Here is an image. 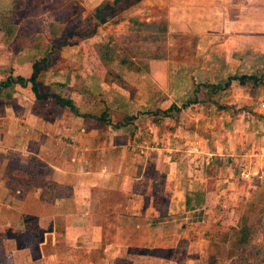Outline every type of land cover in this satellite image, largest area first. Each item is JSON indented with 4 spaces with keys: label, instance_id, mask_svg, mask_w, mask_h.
Wrapping results in <instances>:
<instances>
[{
    "label": "crops",
    "instance_id": "obj_1",
    "mask_svg": "<svg viewBox=\"0 0 264 264\" xmlns=\"http://www.w3.org/2000/svg\"><path fill=\"white\" fill-rule=\"evenodd\" d=\"M61 1L0 0V82L27 80L43 62L39 91L75 109L37 99L30 82L0 95L9 264L35 259L29 215L44 230L43 257L64 264H259L250 258H264V0H145L104 27L95 11L113 0H77L85 10L72 31ZM89 23L92 35L66 38ZM131 33L140 37L130 46ZM38 166L56 188L13 193V178ZM61 247L64 259L53 253Z\"/></svg>",
    "mask_w": 264,
    "mask_h": 264
},
{
    "label": "trees",
    "instance_id": "obj_2",
    "mask_svg": "<svg viewBox=\"0 0 264 264\" xmlns=\"http://www.w3.org/2000/svg\"><path fill=\"white\" fill-rule=\"evenodd\" d=\"M70 2L61 1L60 4H65L64 7H58L56 10H59V19L62 20L67 26L70 28H74L78 22L81 21V17L84 13V7L77 0H69ZM143 0H113L103 3V5L95 11L96 18L101 19L107 16H117L122 12L123 9L140 4ZM69 3V4H67ZM125 3V4H124ZM126 5V6H125ZM60 8V9H59ZM57 17V16H56ZM78 36L80 38L88 36V34L84 33H67L66 38H70L72 36ZM89 35H92L91 33ZM62 46V43L58 45ZM43 62L35 63L34 71L31 78L25 80L22 77L14 78L9 77L5 81L0 82V95L2 94L4 89H7L13 83L19 82L21 84L32 83L33 90L37 95V99H45L52 100L59 107L70 106L73 110L74 105L70 100H66L61 98L56 94L51 93L50 91L47 93H41L39 91L37 77L40 71H42L41 65ZM240 83L245 85L247 82L254 83V85L263 84L260 79L249 76H242L239 78ZM10 163L13 167H18L17 161L13 158H10ZM22 169V166L19 169ZM27 169V166L24 167ZM10 185H15L16 189L13 193H17L19 191L20 196L28 193L29 191H35L39 187H44L53 191L56 188V185L53 183L50 170L45 169L44 167H33L29 170V177L26 180H20L18 178H13V181ZM56 191L54 192V196H56ZM24 219V231L26 234L27 247L32 252L33 257L38 259L41 256V243L43 242V233L44 230L38 224V219L34 216H26ZM253 228H245V240L249 236L251 230ZM9 256L4 251L3 240L0 235V262L1 264H9Z\"/></svg>",
    "mask_w": 264,
    "mask_h": 264
},
{
    "label": "rangeland",
    "instance_id": "obj_3",
    "mask_svg": "<svg viewBox=\"0 0 264 264\" xmlns=\"http://www.w3.org/2000/svg\"><path fill=\"white\" fill-rule=\"evenodd\" d=\"M145 0H143V2H144ZM143 2H141V4L143 3ZM125 4V3H124ZM137 5H139V4H137ZM126 6V5H125ZM136 5H134V6H129V7H127V8H125V9H123L122 10V12L120 13V14H118L117 16H107V17H104V19H105V21L104 22H101V21H99L98 19H96V21H97V25H101V27H104L103 25H106L107 24V22L109 21V19H121L124 15H125V12H127V11H129V10H131L133 7H135ZM135 9V8H134ZM102 19V18H101ZM111 21H113V20H111ZM81 22V21H80ZM80 22H78L77 24H76V26L75 27H77V26H79V25H81V23ZM115 22H116V20H115ZM89 25H91V23H89ZM75 27L73 28H70L71 29V31L72 30H74L75 29ZM93 28V25H91V27H90V29H88L87 31H84V34H88V36H89V34L91 33V34H93V33H95L96 31L94 30V29H92ZM94 28H96V26H94ZM104 32L105 33H107L108 34V31L107 30H104ZM104 33V34H105ZM106 35V34H105ZM88 36H86V37H88ZM140 36L137 34H133V33H131V34H128V35H125V42L127 43V44H129L130 46H131V43L133 42V43H136L137 42V40H138V38H139ZM181 41H182V45H183V43L184 44H186V42H189V41H191V38L190 37H182V39H180ZM190 45V43H188L187 45H185V46H189ZM180 208V207H179ZM154 210H156L157 208L155 207V208H153ZM160 210H158L156 213L158 214V212H159ZM139 212V211H138ZM135 213V212H134ZM154 213H155V211H154ZM140 214V213H139ZM151 213H149V215H150ZM255 214V212H254V210L252 209L251 210V212H250V214H249V216H255L254 215ZM176 216V215H175ZM263 216H264V212H263ZM173 219V220H172ZM171 220H169V222H168V227H170V229H168L169 231H171V232H175V231H177V230H180V228H181V225L186 221V219H183V217H180L179 218V220H177L176 218H172ZM255 219V218H254ZM262 220H264L263 219V217H262ZM254 224V223H253ZM252 224V225H253ZM257 224H259V223H257ZM107 226H108V223L106 224ZM116 225H118V227H122L121 229H122V232H126V230L129 228V226L130 225H128V224H125V222H122V221H118L117 222V224ZM122 225V226H121ZM104 227H105V225H104ZM109 227V226H108ZM127 228V229H126ZM109 229V228H108ZM108 229L106 230L107 232H108V236L110 235L109 234V231H108ZM111 229H112V231L113 230H115V227L113 226V224H112V227H111ZM130 229H131V226H130ZM106 232V233H107ZM106 233H104L105 235L103 236V238L106 236ZM111 240V239H110ZM105 241V240H104ZM87 243H89V241H87ZM60 244V245H59ZM255 244V243H254ZM62 244H61V241H59L58 239H57V246H61ZM66 249H65V247L64 248H55L54 250H53V253H62V252H64ZM64 254L65 255H63V259L67 256L66 255V253L64 252ZM62 255V254H61ZM104 258H105V256H104ZM109 256H106V260H109ZM251 260H252V262H254V263H259V264H261V263H263L264 262V258L261 256V257H257V258H255L256 259V262L253 260V257H251L250 258ZM32 260V259H31ZM59 263V264H64L65 262L62 260V259H60V258H57L56 256H55V254H50V251H47L46 252V255L43 257V254H41V256L38 258V259H34L33 260V262H30L29 264H54V263ZM100 262H103V258H101V261ZM247 264H249L248 262H247Z\"/></svg>",
    "mask_w": 264,
    "mask_h": 264
},
{
    "label": "water",
    "instance_id": "obj_4",
    "mask_svg": "<svg viewBox=\"0 0 264 264\" xmlns=\"http://www.w3.org/2000/svg\"><path fill=\"white\" fill-rule=\"evenodd\" d=\"M104 21H105V19H104V18H102V19H101V22H104Z\"/></svg>",
    "mask_w": 264,
    "mask_h": 264
}]
</instances>
